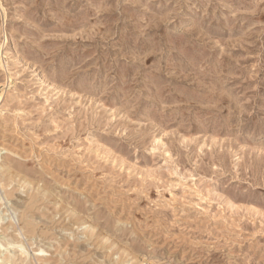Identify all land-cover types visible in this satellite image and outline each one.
Segmentation results:
<instances>
[{
  "label": "rangeland",
  "instance_id": "374dc122",
  "mask_svg": "<svg viewBox=\"0 0 264 264\" xmlns=\"http://www.w3.org/2000/svg\"><path fill=\"white\" fill-rule=\"evenodd\" d=\"M0 242L264 264V0H0Z\"/></svg>",
  "mask_w": 264,
  "mask_h": 264
},
{
  "label": "bare ground",
  "instance_id": "6f19581e",
  "mask_svg": "<svg viewBox=\"0 0 264 264\" xmlns=\"http://www.w3.org/2000/svg\"><path fill=\"white\" fill-rule=\"evenodd\" d=\"M2 246H4L1 242H0V247H2ZM20 249H22L23 248V246L21 245V244H19V245H17ZM25 251V250H24ZM39 251L40 252H43V250H42V248H41V250L39 249ZM56 251V250H55ZM54 251V252H55ZM26 253H27V251H26ZM25 253V254H26ZM53 253V252H52ZM51 254V253H50ZM37 255V254H36ZM39 256H42L43 254H38ZM57 256V255H56ZM21 257V256H20ZM46 257V256H45ZM59 257V256H58ZM52 258V257H51ZM20 259V258H19ZM22 259V258H21ZM47 259L48 258H42V257H38L36 260L38 261V264H46V263H43L45 260L47 261ZM53 259V258H52ZM60 259H61V257H60ZM26 260V259H25ZM24 260V261H25ZM35 260V259H34ZM54 260H55V256H54ZM56 260H58V259H56ZM102 260V259H101ZM19 261H21V260H19ZM40 261H41V263H40ZM54 262V261H53ZM47 263H49L48 261H47ZM52 263V262H51ZM56 263H58V261L56 262ZM24 264V263H23ZM25 264H28V263H25ZM54 264V263H53ZM59 264V263H58Z\"/></svg>",
  "mask_w": 264,
  "mask_h": 264
}]
</instances>
